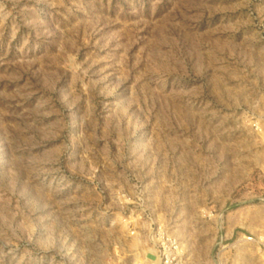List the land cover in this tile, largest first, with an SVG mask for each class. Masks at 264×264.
I'll list each match as a JSON object with an SVG mask.
<instances>
[{
	"label": "rangeland",
	"instance_id": "1",
	"mask_svg": "<svg viewBox=\"0 0 264 264\" xmlns=\"http://www.w3.org/2000/svg\"><path fill=\"white\" fill-rule=\"evenodd\" d=\"M170 241L264 264V0H0V264Z\"/></svg>",
	"mask_w": 264,
	"mask_h": 264
},
{
	"label": "built area",
	"instance_id": "2",
	"mask_svg": "<svg viewBox=\"0 0 264 264\" xmlns=\"http://www.w3.org/2000/svg\"><path fill=\"white\" fill-rule=\"evenodd\" d=\"M243 240L247 243H254L253 236L243 237ZM259 242H262V239L259 238ZM171 250L164 247L165 243H159V258L161 264H185V254L181 246L176 241H170Z\"/></svg>",
	"mask_w": 264,
	"mask_h": 264
}]
</instances>
